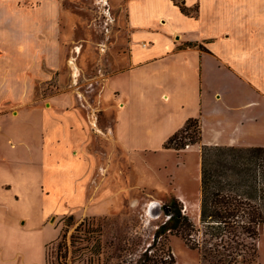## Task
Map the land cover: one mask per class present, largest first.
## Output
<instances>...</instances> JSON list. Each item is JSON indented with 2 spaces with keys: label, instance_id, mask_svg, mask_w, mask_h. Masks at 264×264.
<instances>
[{
  "label": "crops",
  "instance_id": "crops-1",
  "mask_svg": "<svg viewBox=\"0 0 264 264\" xmlns=\"http://www.w3.org/2000/svg\"><path fill=\"white\" fill-rule=\"evenodd\" d=\"M19 1L0 0V29L10 30L0 41V93H20L19 104L25 105L38 60L60 64L62 7L57 0ZM180 1L190 14L175 0L97 1L117 15L124 13L128 61L126 69L109 73L102 84L104 117L96 120L101 136L91 139L95 119L84 116L79 100L67 90L42 108L39 100L33 103L34 110L42 111L37 154L44 168L55 165L53 180L66 186L64 194L72 202L84 196L83 189L88 199L97 197L100 183L94 177L83 184L95 167L89 152L93 141V155L107 154L100 145L104 142L129 158L176 153L165 144L189 120L198 119L200 143L189 149L264 147V0ZM70 65L78 71L76 57ZM30 150L27 144L16 155L24 159ZM177 197L187 204L184 195ZM13 240L1 223L0 264H31L38 254L44 262L45 248H14Z\"/></svg>",
  "mask_w": 264,
  "mask_h": 264
},
{
  "label": "rangeland",
  "instance_id": "rangeland-1",
  "mask_svg": "<svg viewBox=\"0 0 264 264\" xmlns=\"http://www.w3.org/2000/svg\"><path fill=\"white\" fill-rule=\"evenodd\" d=\"M34 1L21 0L19 5L23 2L34 5ZM57 1L62 7L60 64L55 67L49 61L38 60L36 71L30 73L31 89L25 105L19 104L20 93H0V224L7 225L12 232L14 248H45L46 253L47 246L66 235L69 253L66 260L60 259V264H135L140 254L152 245L157 248L155 254L158 257L161 255L170 260L173 256L176 264H203L199 251L189 248L180 236L168 233L154 241L156 231L168 217L163 210L154 217L156 208L152 214L148 213L151 202H157L161 209L175 197L182 210L186 207L185 214L199 225L201 148L198 151L185 145L183 149H175L176 153L129 158L119 155L108 142H99L107 149L105 156L93 155L92 150L96 149L93 141L89 152L97 167L87 172L89 178H83V184L94 177L100 187L97 197L91 200L83 189L80 194L84 196L77 202L65 196L66 186L53 180L51 169L55 165L46 163L43 167L37 150H41L40 108L44 103L57 93L69 91L79 100L84 116L95 119L90 132L94 140L101 136L99 130L102 127L97 121L100 123L104 117V79L109 73H118L128 65L123 12L117 15L113 8L108 9L97 3L98 0ZM101 2L105 3V0ZM104 9L109 10H106L108 14ZM106 17L114 22L110 23ZM7 31L10 30L0 29V41L6 38ZM103 43L107 44L105 48ZM72 57H76L78 71L71 68ZM38 100L41 107L34 110L33 103ZM197 129L191 125L178 140L190 135L196 137ZM183 141L190 146L199 144L191 145L189 139ZM27 144L31 148L30 156L22 159L16 151L26 148ZM17 160L22 163L16 165ZM100 166L105 169H99ZM121 188H126L125 195L117 192ZM177 194L184 195L187 204ZM82 222L86 225L82 230L90 227L99 233L94 234L99 236L101 248L96 255L89 252L96 248L93 241L88 244V249H82L87 243L71 246L72 235L82 233L76 232ZM257 244L258 264H264V230H261ZM42 260L41 255H35L31 264H46Z\"/></svg>",
  "mask_w": 264,
  "mask_h": 264
},
{
  "label": "trees",
  "instance_id": "trees-1",
  "mask_svg": "<svg viewBox=\"0 0 264 264\" xmlns=\"http://www.w3.org/2000/svg\"><path fill=\"white\" fill-rule=\"evenodd\" d=\"M175 1L183 13H191L183 2ZM191 125L198 128L196 137L187 133L190 136L178 140ZM183 139H189L191 145L200 143L198 119L189 120L168 140L165 148L183 149L188 145ZM201 149L199 225L183 213L177 198L172 197L163 206L168 219L156 231L154 241L168 233L180 236L189 248L199 251L203 264H258L257 240L264 227V147L203 146ZM84 225L82 222L76 228L77 233H82L72 235L71 246L87 243L82 249H88L93 241L96 248L89 252L96 255L101 248L99 236L94 234L99 233L90 227L82 230ZM69 248L66 235H62L47 246L46 264L66 260ZM156 249L153 245L146 248L135 264H176L173 256L170 260L158 257Z\"/></svg>",
  "mask_w": 264,
  "mask_h": 264
},
{
  "label": "water",
  "instance_id": "water-1",
  "mask_svg": "<svg viewBox=\"0 0 264 264\" xmlns=\"http://www.w3.org/2000/svg\"><path fill=\"white\" fill-rule=\"evenodd\" d=\"M156 208V210L154 211L155 214H153L154 217H158L160 215V212H162L163 207H161V209H159V204L157 202H154L153 204H150L148 209L149 212L152 214L153 209Z\"/></svg>",
  "mask_w": 264,
  "mask_h": 264
},
{
  "label": "built area",
  "instance_id": "built-area-1",
  "mask_svg": "<svg viewBox=\"0 0 264 264\" xmlns=\"http://www.w3.org/2000/svg\"><path fill=\"white\" fill-rule=\"evenodd\" d=\"M187 147L189 148L190 147V145H187ZM186 147V148H187ZM183 211V213H185L186 212V207H185V209L184 210H182Z\"/></svg>",
  "mask_w": 264,
  "mask_h": 264
},
{
  "label": "bare ground",
  "instance_id": "bare-ground-1",
  "mask_svg": "<svg viewBox=\"0 0 264 264\" xmlns=\"http://www.w3.org/2000/svg\"><path fill=\"white\" fill-rule=\"evenodd\" d=\"M101 1H103L104 2V0H101ZM105 4V3H104ZM154 202H151V204H153ZM148 213L150 214V212H149V209H148ZM153 217V216H152Z\"/></svg>",
  "mask_w": 264,
  "mask_h": 264
}]
</instances>
